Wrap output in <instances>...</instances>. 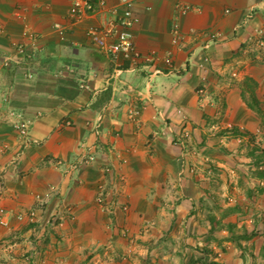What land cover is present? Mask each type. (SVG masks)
Listing matches in <instances>:
<instances>
[{
	"label": "crops",
	"instance_id": "1",
	"mask_svg": "<svg viewBox=\"0 0 264 264\" xmlns=\"http://www.w3.org/2000/svg\"><path fill=\"white\" fill-rule=\"evenodd\" d=\"M131 1L133 64L91 41L98 7L74 22L69 0H0V264L34 247L38 264H264V0ZM166 235L190 258H161Z\"/></svg>",
	"mask_w": 264,
	"mask_h": 264
},
{
	"label": "built area",
	"instance_id": "2",
	"mask_svg": "<svg viewBox=\"0 0 264 264\" xmlns=\"http://www.w3.org/2000/svg\"><path fill=\"white\" fill-rule=\"evenodd\" d=\"M71 3L70 17L74 22H80L89 13L94 12L97 7L103 12V19L99 25H91L88 27L87 34L91 41L95 43L101 51L109 55L121 54L124 59L130 63L137 62L141 54L136 46L134 26L138 22V17L133 10V2L131 0H121L117 6L105 8V1L101 0L97 7L92 0H69ZM180 13H187L193 7L189 4H178ZM54 29L61 35L65 36L68 32V26L61 23H55ZM175 41L181 38L180 26L178 23L174 27ZM259 44L264 46V35L259 38ZM10 59L6 58L5 65H9ZM86 86V85H85ZM19 118L15 123V127L26 146L30 144V122ZM184 143L183 139L179 140ZM95 160L94 153L82 154L79 162H91ZM1 174V172H0ZM1 176V175H0ZM1 183V181H0ZM1 186V184H0ZM100 201H102L100 199ZM8 211L0 208V224L7 226L9 224ZM23 215L19 214V218Z\"/></svg>",
	"mask_w": 264,
	"mask_h": 264
},
{
	"label": "rangeland",
	"instance_id": "3",
	"mask_svg": "<svg viewBox=\"0 0 264 264\" xmlns=\"http://www.w3.org/2000/svg\"><path fill=\"white\" fill-rule=\"evenodd\" d=\"M260 131L261 130L257 131V133H256L257 134L256 135L257 136V140H258V141H256L257 142L256 144L259 145V146L261 144L260 142L263 141V139H261V137L264 138V136H263L264 135V132L262 133V136L260 135V133L258 134V132H260ZM180 139H183L184 140V143H181L179 141ZM187 139H188V134L187 135H179L176 138V140H175V142L180 146L181 151L182 152L185 151V153L188 152L189 149H191L190 140H187ZM183 157H184V155H183ZM261 157L264 158V156H261ZM4 174H5V172H1V174H0L1 175L0 176V181H1V183H0L1 184V186H0V196H2V194L4 192V188H3V186H4V177H5ZM104 192L105 191H101L100 194H99V196H98V202L102 205L103 208H105L107 206V205H105V203H103ZM100 199L102 201H100ZM167 208H169V207H167ZM225 208H224V210H226L229 207H227L226 209ZM214 210H216L215 212H217L218 211V207H216ZM231 212H235V211H231ZM245 214H246V212L243 213L244 216H245ZM34 216H35L34 214H30V219L29 220L31 222H35L36 223L37 221H36V218ZM54 217L55 218L52 219L51 224L54 225V226H57V225H59V223L62 222V219L61 218H58V217L56 218V215H54ZM18 218H19V216H18ZM22 218H19V219H22ZM221 226L222 225H220V227ZM247 231H248V229L245 228V230H242V231H239V232L238 231H234V233L237 234V235H242L244 233L248 234ZM229 240H230V242L235 243V244L236 243L237 244H240L241 246H242V242L243 241H247V243L249 241V239H247V240H245V239H237V238L236 239H233L232 238V235L230 236ZM215 242H216V240H215ZM160 244L162 245V247L160 249V256H162L161 258L164 259V255L165 254H167V257H169L168 259H165V260H169V261H173V262H178V261L180 262L184 258H190V256L188 254H184L185 251H186L185 247H186L187 244H185V241L183 240V237L181 238L180 235H176V237L175 236H172V235L171 236L170 235H166V236H164L160 240ZM195 254L199 255L202 258V259H200V264H206V263L211 264V263L214 262L213 260H210L209 258H207V259L205 258V255L207 253H205L204 255H202L203 253H199V251H196ZM29 258L32 259V262L31 261H29L30 263L28 262L29 264H38L40 262V260H42L41 259V252H40V250L37 247L36 248L34 247V249L31 251V254L28 256V259ZM28 259H27V261H28ZM197 261H199V260H197Z\"/></svg>",
	"mask_w": 264,
	"mask_h": 264
},
{
	"label": "trees",
	"instance_id": "4",
	"mask_svg": "<svg viewBox=\"0 0 264 264\" xmlns=\"http://www.w3.org/2000/svg\"><path fill=\"white\" fill-rule=\"evenodd\" d=\"M107 95V97H105ZM105 97V98H104ZM109 97V92L108 91H106V94H103V96H102V98H104V99H107ZM103 99V100H104ZM228 230H229V232H232V238L233 239H245V240H247V239H249L250 238V235L249 234H246V233H244V234H242V235H237V234H235L234 233V231H233V224L232 223H228ZM206 264H208V263H206ZM211 264H216L215 262H213V263H211Z\"/></svg>",
	"mask_w": 264,
	"mask_h": 264
}]
</instances>
